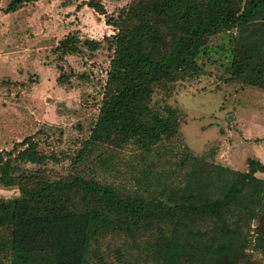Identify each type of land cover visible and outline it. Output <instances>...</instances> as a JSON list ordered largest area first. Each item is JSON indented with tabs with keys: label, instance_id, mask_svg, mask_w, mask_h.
Listing matches in <instances>:
<instances>
[{
	"label": "trees",
	"instance_id": "obj_1",
	"mask_svg": "<svg viewBox=\"0 0 264 264\" xmlns=\"http://www.w3.org/2000/svg\"><path fill=\"white\" fill-rule=\"evenodd\" d=\"M29 1L37 0H10L4 11ZM86 4L108 15L101 0ZM107 19L117 29L105 38L113 55L96 121L76 161L111 149L99 165L115 176L119 165L132 164L133 186L143 191H119L78 174L53 177L38 170L27 176L18 183V197L0 198L10 264H110L90 253L92 244L119 229L132 234L143 222L171 228L162 233L166 248L158 249L169 263L181 264L183 251L235 241L236 223L251 221L264 205L261 160L248 158L247 171H240L196 155L182 143L179 110L166 104L160 112L152 105L157 89L170 97L181 80L200 74V56L217 51L210 40L223 32L231 33L226 79L264 90V0H131ZM77 39L69 33L56 48L61 55L75 52ZM86 45L97 49L102 41ZM14 152L31 163L55 158L38 150L31 135L6 155ZM12 169L0 154L3 187L15 185Z\"/></svg>",
	"mask_w": 264,
	"mask_h": 264
},
{
	"label": "rangeland",
	"instance_id": "obj_2",
	"mask_svg": "<svg viewBox=\"0 0 264 264\" xmlns=\"http://www.w3.org/2000/svg\"><path fill=\"white\" fill-rule=\"evenodd\" d=\"M86 1H29L7 13L10 0H0V154L11 160L15 178L11 187L0 185V198L18 197V183L33 173L38 176V170L53 177L94 178L123 192L143 191L133 186L132 164L119 165L115 176L99 165L100 156L112 153L111 149L96 150L76 161L96 121L113 55L105 38L117 29L107 18L117 16L131 2L101 0L106 16ZM69 33L78 38V50L61 55L56 47ZM230 34L223 32L210 40L217 51L200 56L198 76L181 80L170 97L157 89L152 105L160 112L166 104L179 110L180 137L193 153L247 171L248 158L260 160L257 149L264 150V90L226 79ZM88 40L102 45L90 49ZM30 135L38 150L55 158L31 163L18 152L6 155ZM127 157V152H120L119 158ZM236 224L235 241L205 248L212 244L208 243L191 254L183 251L181 264H264V205L251 221ZM170 231L169 226L161 229L157 223L143 222L132 234L119 229L99 237L90 253L103 254L110 264H172L164 257V242L160 243L162 233ZM8 236L9 230L0 227V264H10ZM160 245L164 249H158Z\"/></svg>",
	"mask_w": 264,
	"mask_h": 264
},
{
	"label": "crops",
	"instance_id": "obj_3",
	"mask_svg": "<svg viewBox=\"0 0 264 264\" xmlns=\"http://www.w3.org/2000/svg\"><path fill=\"white\" fill-rule=\"evenodd\" d=\"M257 154L260 156V160L264 163V150L260 149V147L257 149ZM234 168V167H233ZM236 169V168H235Z\"/></svg>",
	"mask_w": 264,
	"mask_h": 264
}]
</instances>
